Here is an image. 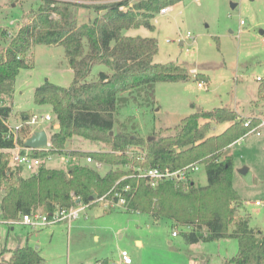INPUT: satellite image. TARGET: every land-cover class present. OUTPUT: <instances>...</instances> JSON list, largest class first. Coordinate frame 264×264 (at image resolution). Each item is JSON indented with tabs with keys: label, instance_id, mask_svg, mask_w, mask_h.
Returning a JSON list of instances; mask_svg holds the SVG:
<instances>
[{
	"label": "trees",
	"instance_id": "obj_1",
	"mask_svg": "<svg viewBox=\"0 0 264 264\" xmlns=\"http://www.w3.org/2000/svg\"><path fill=\"white\" fill-rule=\"evenodd\" d=\"M176 1L179 0L111 1L94 6L93 19L79 23L77 2L40 0L15 32L0 28V38L6 43L0 48V100L12 94L13 80L19 71L31 67L27 53L36 44L62 45L73 72L67 86L46 80L33 89V102L49 105L52 121L58 126L57 130L49 131L51 146L33 153L42 159L34 173L23 175V168L9 161L15 142L7 136L6 120L12 109L0 104L2 219H16L35 209L52 212L68 207L75 203L73 196L88 203L90 196L105 194L111 188L119 191L128 185L126 211L170 220L174 227H181L183 239L189 244L235 238L237 252L225 258L224 264H264V235L249 225L248 217L234 218V207L242 201L232 185V156L225 154L226 148L248 131L243 125L244 117L227 107H214L185 115L173 133L155 130V134L144 138L125 126L115 130L116 111L127 105L135 93L145 91L152 97L155 82L208 79L204 73L190 76L181 64L154 62L157 53L154 37L124 34V30L139 26L153 30L154 14ZM122 5L125 9H120ZM95 64H103L109 70H100L89 81L86 78ZM18 115L26 119L29 112L22 110ZM251 120L252 126L259 122L256 117ZM219 122L228 125L217 134H208ZM30 134L31 129H21L17 143L23 145ZM73 135L109 144L110 149L65 150L66 140ZM130 145L146 150L144 165L175 170L199 163L206 172L207 183L200 185L191 179L184 187L182 183L167 180L152 187L143 178L128 176L133 169L125 170V167L132 165L131 162L133 166L141 163L124 152H116ZM55 153L69 156L71 164L67 169L46 166V157ZM86 155L93 158L91 165L73 160L85 159ZM95 162H102L108 169L101 173ZM231 224L233 227L229 228ZM41 261L39 252L27 243L12 249L8 259L0 254V264H40ZM106 261L103 259L99 264Z\"/></svg>",
	"mask_w": 264,
	"mask_h": 264
},
{
	"label": "rangeland",
	"instance_id": "obj_2",
	"mask_svg": "<svg viewBox=\"0 0 264 264\" xmlns=\"http://www.w3.org/2000/svg\"><path fill=\"white\" fill-rule=\"evenodd\" d=\"M71 1L79 4L76 10L79 23L93 19L96 15L94 6L111 2ZM39 2L0 0V28L15 32L27 19L24 16L27 17ZM151 22L155 26L153 30L139 26L124 30V34L154 37L157 40L154 62L181 64L190 76L202 72L210 80L203 88L197 86L199 81L195 79L155 82L152 97L149 98L151 94L147 95L145 91L135 93L127 105L116 111L115 130L125 126L144 138L161 129L163 133H173L182 117L199 108L227 107L243 115L254 113L263 85L255 76L264 75V0H179L171 4L168 13L156 12ZM3 44L0 38V48ZM27 57L31 67L19 71L13 80L12 94L1 101L13 111H50L49 105H36L32 93L34 87L46 80L61 86L71 83L73 72L63 46L36 44ZM100 70L109 69L103 64H95L86 79L94 80ZM260 110L263 118L258 121L264 120V101ZM247 118L252 119L244 117V120ZM227 125L228 122L215 123L208 134H217ZM43 127L47 133L58 129L55 121L36 125L34 129ZM109 149V144L79 135L71 136L65 143V150ZM225 154L232 156V185L242 201L234 207V218L248 217L249 225L264 235V209L244 203L264 199V126L259 135L247 133L233 142ZM66 157L55 153L44 161L47 167L67 169L71 160L67 161ZM73 160L87 164L84 158ZM130 164L125 170L133 166L132 162ZM244 166L252 174L251 184L238 172ZM107 169V165L98 168L101 173ZM22 174L29 173L23 171ZM191 179L205 185L204 168L201 166L192 172ZM126 210L124 207L107 209L101 203H92L69 225L58 223L31 229L23 224H0V252L5 249L1 257L8 259L11 249L25 243L37 247L43 258L40 264H95L97 258H107L105 264H117L122 249L131 257V264H224L225 258L237 252L235 238L189 244L183 239L181 227H174L170 220L159 218L155 222L148 214ZM232 227L233 224L229 226ZM172 231L177 234L173 236Z\"/></svg>",
	"mask_w": 264,
	"mask_h": 264
},
{
	"label": "built area",
	"instance_id": "obj_3",
	"mask_svg": "<svg viewBox=\"0 0 264 264\" xmlns=\"http://www.w3.org/2000/svg\"><path fill=\"white\" fill-rule=\"evenodd\" d=\"M118 1V0H111ZM131 3V0H129ZM52 5V4H51ZM120 9H125V6H120ZM171 10V5H167L162 7L159 12L160 13H168ZM53 16L55 14H52ZM11 33V32H10ZM257 81H264V75L255 76ZM197 86L199 88L204 87V82H197ZM1 104V103H0ZM52 121V114L48 112H32L26 119H19L17 122L12 123L10 119L6 120L7 125V136L12 137L14 139L15 145L12 149H10L9 161L15 165H19L23 168L24 171H27L29 174L36 172L39 164L42 162L40 157H36L33 153L36 150H45L51 146V142L49 140V133L47 144L45 146H41L37 149L26 148L23 145H19L17 143V138L19 136V132L23 128L31 129V133L36 130L34 127L36 125H44L49 124ZM251 118H247L244 120L243 125L248 128L247 133H255L257 135L260 134V128L264 126V120L258 122L257 125H251ZM45 129V127H43ZM46 130V129H45ZM47 132V131H46ZM25 140V139H24ZM129 155L130 157L137 158V161L141 163L138 166H132L133 173L128 176H136L138 178H143L146 182L155 187L159 182L163 181H173L182 183L184 187L188 185L190 182V176L192 172L197 171L202 165L199 163H190L182 168L171 170L169 168H160L158 166L152 165H144L146 162V150L144 148L136 147L133 145L128 146L124 151H118L116 153H122ZM51 155H48V158ZM67 161H70L69 156L66 157ZM85 162L93 163V158L88 155L85 157ZM143 164V165H142ZM96 168H101L103 166L102 162L94 163ZM128 167V166H126ZM130 192V187L128 185L123 186L121 190H116L111 188L105 194L94 196L92 200L88 203L81 202L76 196H73L75 203L68 207L57 208L52 212H44L39 209L31 210L29 213H23L16 219H2L0 217V224H23L29 226L31 229H42L44 227L52 226L58 223H66L70 224L73 220L78 218L81 212L89 207L92 203H101L107 209H116V208H127L126 207V195ZM245 205L253 204L255 206L261 207L264 209V199L254 200L252 202L245 201ZM1 213V212H0ZM177 233L172 231V235L175 236ZM120 262L123 264H130L132 262L131 257L129 256L126 250H121L119 253Z\"/></svg>",
	"mask_w": 264,
	"mask_h": 264
},
{
	"label": "water",
	"instance_id": "obj_4",
	"mask_svg": "<svg viewBox=\"0 0 264 264\" xmlns=\"http://www.w3.org/2000/svg\"><path fill=\"white\" fill-rule=\"evenodd\" d=\"M232 6L235 5L233 4ZM109 134L112 135L113 132L110 131ZM47 140H48V134L46 130L43 128L36 129L28 137L25 138L23 142V146L26 148L37 149L41 146H45L47 144ZM238 172L241 174L244 181H246L248 184L252 183L253 181L252 174L246 166L240 168ZM89 199L92 200L93 196H90Z\"/></svg>",
	"mask_w": 264,
	"mask_h": 264
},
{
	"label": "crops",
	"instance_id": "obj_5",
	"mask_svg": "<svg viewBox=\"0 0 264 264\" xmlns=\"http://www.w3.org/2000/svg\"><path fill=\"white\" fill-rule=\"evenodd\" d=\"M20 26V25H19ZM18 26V27H19ZM6 43L4 42V44H3V47H4V45H5ZM202 73V72H201ZM205 74V73H204ZM207 75V74H206ZM208 76V75H207ZM209 76H208V79H207V81H203L204 83H206V82H209ZM35 88V87H34ZM263 101H264V84L261 86V90H260V93H259V96H258V99L256 100V102H255V110H254V113H249V114H246V115H243V114H239L236 110H234L238 115L237 116H241V117H256V118H258V119H261V118H263V117H261L262 116V114H261V110H260V106L262 107V105H263ZM0 103L1 104H3V102L0 100ZM12 109V108H11ZM49 109H50V107H49ZM199 109H201V108H199ZM199 109L197 110V111H199ZM22 110H24V111H28L29 112V114L30 113H32V112H35V111H32V110H27V109H21V110H16V111H13V109H12V111H11V113H12V116H14V117H12V118H9L10 119V121L12 122V123H15V122H17L20 118H19V115H18V113L20 112V111H22ZM45 112H48V113H50V111H45ZM191 113V112H190ZM11 116V115H10ZM13 121H12V120ZM227 127V126H226ZM42 129V128H41ZM149 215V214H148ZM151 216V215H150ZM155 220V222L157 221L156 219H154ZM64 224H66V223H64ZM53 226V225H52ZM48 227H50V226H48ZM46 228V227H45ZM10 229H13V227H11L10 226ZM26 244V243H25ZM28 244V243H27ZM22 246V245H21ZM31 246V245H30ZM19 247V246H18ZM16 248V247H15ZM14 249V248H13ZM34 249H36L37 250V247L36 248H34ZM3 250H5V249H3ZM3 250L1 251V252H3ZM12 250V249H11ZM122 250H124V249H122ZM38 251V250H37ZM1 252H0V254H1ZM42 257V256H41ZM103 259H106L107 260V258H101V259H99V258H97L96 259V261H95V263H99V262H101ZM42 260H43V258H42ZM116 263L117 264H123V263H121L120 262V259H119V256H118V260H116ZM132 263V262H131ZM130 263V264H131Z\"/></svg>",
	"mask_w": 264,
	"mask_h": 264
}]
</instances>
